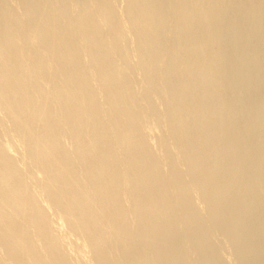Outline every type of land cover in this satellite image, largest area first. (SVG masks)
Wrapping results in <instances>:
<instances>
[{
  "label": "bare ground",
  "instance_id": "bare-ground-1",
  "mask_svg": "<svg viewBox=\"0 0 264 264\" xmlns=\"http://www.w3.org/2000/svg\"><path fill=\"white\" fill-rule=\"evenodd\" d=\"M113 1L0 0V125L8 122L10 128L3 132L14 133L23 148L17 163L10 154L12 146L0 142V264H72L49 226L48 209L78 236L81 251L88 254L87 264H224L221 253L226 248L233 251L234 259L231 253L230 257L236 264H260L264 242L257 243L264 241V199L258 193L261 188L250 182L251 173L244 172L249 164L243 152L247 145L242 141L243 148L232 141L236 147L217 146L222 134L230 133L221 126L229 118L225 111L231 109L221 95L229 84L220 91L228 72L223 76L216 50L224 35L223 23L217 35L223 34L214 35L221 8L227 7H220L219 0H201L188 8L189 4L174 0L181 3L176 5L177 17L184 15L179 24L175 18L168 21L167 10L158 11L165 0H125L122 19ZM242 7L239 10H247ZM258 14L253 22L263 18ZM164 27H169L168 37L164 36L175 37L179 44L177 52L168 48L178 53L176 58L163 49ZM242 29L237 30L245 38L246 31L258 34ZM128 37L133 39L132 46L125 42ZM228 39L233 38L224 40ZM239 39L234 40V60L240 49L237 44L244 38ZM247 50L245 58L254 52ZM255 51L256 60L261 57L263 63L261 50ZM242 56L237 59L244 61ZM237 70L236 75L242 71ZM137 75L142 77L140 84ZM254 83L250 84L259 81ZM246 90L237 92L242 97ZM158 127H164L166 134L158 139L164 152L161 163L145 136ZM237 154L243 156L232 163L229 155ZM173 155L183 163L182 171ZM27 169L39 173L33 179L42 182L39 194L46 206L32 192ZM241 170L245 174L239 175ZM258 173L251 178L258 179ZM194 196L202 210L194 205ZM215 234L223 237L222 243L218 244Z\"/></svg>",
  "mask_w": 264,
  "mask_h": 264
},
{
  "label": "rangeland",
  "instance_id": "rangeland-1",
  "mask_svg": "<svg viewBox=\"0 0 264 264\" xmlns=\"http://www.w3.org/2000/svg\"><path fill=\"white\" fill-rule=\"evenodd\" d=\"M122 1V2H121ZM160 2H162V1H164V0H159ZM158 1V2H159ZM172 1H173V3H172ZM177 1V0H176ZM175 1V3H174V0H165L164 2L165 3H167L166 5H165V3L162 5L161 3H160V7H158V11L160 10V9H162V10H160L159 12L160 13H162L161 11H163V10H167V11H164V13H165V15L167 16V18H168V21H170V23H171V21L172 20H174V18L177 20V22L179 23H181V21L183 22V19H184V15H181L179 18L177 17V7H176V5L178 6L179 4H181V3H179V4H177L178 2H181L182 1V3L183 2H185V4L187 3V5H188V8H192V7H194L198 2H200L201 0H178V2H176ZM221 3V5H220V7H222V5L223 6H225V7H227V8H224V7H222L221 8V14H220V18H218V22H217V24H218V27H217V29H216V31L214 32V35L216 36L217 35V33L219 32H221V26H225V27H223V29H222V32L224 33V35H222V36H224L223 38L224 39H227V38H233L234 39V37L236 38V36L238 37V34L237 33H240L241 32V30H237V29H241V28H243L244 29V31H246V30H249L250 29V27L251 28H254L255 26V29H250L251 30V32H255V31H257L256 32V34H257V36L255 35V33H252V34H254V35H251V34H248V32L246 31L245 32V34L244 35H246V38L245 37H243V33L241 32L240 33V35H239V37L238 38H240L239 39V41L241 40V39H243V40H241L239 43H240V45L239 44H237V47L238 48H240V49H238L239 51H238V53H235L234 54V58L237 56V58L238 57H241L242 56V53H244V59H242V60H244V61H239L241 58H239V60L237 59V58H235V60H236V62L237 63H235V62H233V56H231L232 55V53L233 52H236L237 50L235 49L234 50V48H236V44H234V43H236L238 40V38L237 39H228V40H224V39H222L221 37V34H223V33H221V34H219V35H217L218 37H220V39L222 40L221 42H220V48L219 47H217L216 48V50H217V53H220V55H221V60L219 59V62L217 61V63L218 64H220V63H222V64H220V68L221 69H223L222 71H223V76L224 75H226L227 74V72H228V75H226L225 77L226 78H228L229 79V82H227L228 81V79H227V81H225L226 80V78H224L225 80H221V83L223 84V86L221 85V89H220V91L221 90H224L225 89V87L226 88H228L229 90H224V91H226V92H222L221 93V95H223V99L225 98L226 99V104H227V109H229L230 107H231V109H229V111L227 110V111H225V117H226V113L228 112V113H230L229 114V118L227 119V117L224 119L225 121H222V123L224 124V125H222V123H221V126H222V128H223V130L225 129V131H227L226 133H231L232 135H230V133L229 134H222V138H225L226 136H228V137H226L228 140H230V141H228V140H225V139H222L221 137L219 138V140L217 141V142H219L218 144H217V146H220L221 148H226V146H227V149H230L229 147H231L232 148V146L231 145H234L235 147H236V145L238 146L239 144H236V143H242L243 144V142L242 141H244V144H246L245 146H244V144H243V152H244V156H245V154H247L245 157H246V160H247V163H249V164H247V166L248 167H246L245 168V173L246 174H248L249 175V173H251L250 175H249V179L251 180L250 182L251 183H253L254 182V184H255V186H258V187H256L259 191H258V193L259 194H261V196H263L262 198L264 199V191L262 190V189H264L263 187H264V185H263V183H264V159H263V157H264V138H263V136H264V113L262 114L261 112H264V79H262V81H261V79H260V77H263L264 78V61H263V63H262V58L260 57V56H262L263 57V59H264V50L263 49H261V48H264L263 46H264V43L262 42V40L264 41V39H262V38H264V0H262V4H261V2H258V0H253L254 2H252L251 0H241V1H244V2H240V0H230V2H229V4H228V2L227 1H224V0H219ZM237 1V2H236ZM246 1V2H245ZM247 1H248V3H249V1H251L250 3L252 4V11L250 10V5L249 4H247V5H249V6H247L246 4H244V3H247ZM260 1V0H259ZM116 2V3H115ZM124 2V3H123ZM227 2V3H226ZM231 2H233L234 4H232ZM239 2L241 3V4H243V5H245V6H243L242 7V5L241 4H239ZM113 5L115 6V9H116V11H117V13H118V16H120V18L122 19V10H123V8H124V4H126L125 3V0L123 1V0H114L113 2ZM169 3H171V5L169 4ZM193 3V4H195L194 6H193V4L191 5V4ZM223 3V4H222ZM225 3H226V5H225ZM238 4V6H237V4ZM254 3H256V5H257V11L255 10L256 9V5L254 4ZM260 3V4H259ZM168 4L170 5V7H172V8H170L169 6H168ZM175 5V6H174ZM227 5H229L230 7H229V10H228V6ZM234 5V6H233ZM239 5H241V7L243 8V9H247L245 12L241 9V10H239L241 7L239 6ZM261 5V6H260ZM162 6H163V8H162ZM165 6H167L166 8H168V9H166L165 8ZM232 6V7H231ZM260 6V7H259ZM263 6V7H262ZM233 7H235V9H236V12H234V8ZM239 7V8H238ZM249 7V8H248ZM255 7V8H254ZM232 8V9H231ZM238 8V9H237ZM260 8V9H259ZM262 8V9H261ZM223 9H226V11L224 10L223 11ZM231 9V10H230ZM249 9V10H248ZM173 11V12H171V11ZM233 10V11H232ZM238 10V11H237ZM253 10H255L256 11V13L255 12H253ZM259 10H261V11H259ZM168 11H170L171 13H172V17H173V19H170L169 18V14H171L170 12H169V14L167 15L166 14V12L168 13ZM227 11L229 12V13H227ZM239 11H240V13H242V14H245L247 11V13L245 14V16H243L242 14H240V15H238V13H239ZM242 11V12H241ZM250 11V12H249ZM176 12V13H175ZM222 12H225L224 14L222 13ZM231 12L232 13H234L233 15L231 14ZM244 12V13H243ZM257 12H259V14L257 13ZM248 13H249V15H248ZM253 14V16L255 17L257 14L259 15V16H261V17H263L262 19H261V17H259L261 20L259 21V19H258V17H256V19L258 20H256V23H257V25H255V20H254V22L252 21V19H254V17H252V14ZM260 13H262V14H260ZM174 14H176V16L174 17L173 15ZM226 14V15H225ZM231 15V16H228V15ZM234 16V17H233ZM236 16V17H235ZM243 16V17H242ZM249 16V17H248ZM225 17H226V21L227 22H225L224 21V19H225ZM228 17H233L231 20H233V21H231ZM241 17L242 18H244L245 17V21H247L246 23H244L245 21H242V19H241ZM251 17V18H250ZM180 18H182V20L180 19ZM221 18H223V20L222 21H220L221 20ZM236 18V19H235ZM238 18H239V20L241 21V22H239V23H237V21H239L238 20ZM170 19V20H169ZM236 21H235V20ZM250 19V20H249ZM179 20V21H178ZM181 20V21H180ZM231 23H230V22ZM248 21L251 23V21L253 22V23H248ZM224 22H225V24H224ZM236 22V23H235ZM262 23V24H260V23ZM177 23V24H178ZM179 23V24H180ZM222 23H223V25H222ZM232 23H235V24H233V25H231ZM196 24H199L198 22L197 23H194V25H196ZM229 24V25H228ZM242 24H244V26L242 25ZM247 24V25H246ZM250 24V25H249ZM252 24H254V27H253V25ZM221 25V26H220ZM229 26L230 27V31L229 32H227L226 33V31H228L229 30V27H226V26ZM235 25H237V27H234ZM240 26H243V27H240ZM259 26V27H258ZM198 28V25H196L195 27H193V29L194 30H197V28ZM233 27V28H232ZM239 27V28H238ZM247 27V28H246ZM258 27V28H257ZM166 28V29H165ZM220 28V29H219ZM226 28H228V29H226ZM234 28H236V30L238 31H236ZM249 28V29H248ZM162 29H165L166 30V34L164 33H161V36H162V38H163V36L165 35V36H167V31H168V29H169V27L167 28V27H164V28H162ZM218 29L220 30V31H218ZM243 29H242V31H243ZM258 29V30H257ZM165 30H163V32H165ZM236 31V33H235V31ZM249 30V31H250ZM225 31V32H224ZM243 31V32H244ZM233 32L235 33L234 35H233ZM232 34V35H229V36H227L226 34ZM262 33V34H261ZM248 35H250L249 37H248ZM164 36V41L162 40V45H163V49L166 51L168 48L170 49H173L172 51H174L175 50V52H177V48L179 47V44L176 42V39H175V37H173L172 36V38L171 37H169V38H167V37H165ZM253 36H255L256 37V39H257V41L255 42L254 40H256ZM259 36V37H258ZM263 36V37H262ZM227 37V38H226ZM242 37V38H241ZM249 38V40H248V38ZM258 37V38H257ZM260 37H262V38H260ZM166 38V39H165ZM171 38V39H170ZM253 38H254V40H253ZM168 39H170V40H168ZM245 39H247V40H245ZM253 40V42H251V43H249V41L250 40ZM260 39V40H259ZM262 39V40H261ZM130 40H131V42L133 43V39H131V37H128L127 38V40L125 41L126 42V44H128V45H131V44H129V43H131L130 42ZM165 40H167V43L165 42ZM174 40H175V42H174ZM244 40L246 41V42H244ZM169 41V42H168ZM170 41H171V43H170ZM224 41H228V43H226L225 45H224ZM229 41H231L230 42V44H231V47L233 48V46H234V48L232 49V52L230 53H228V51L229 50H231V47H227L228 46V44H229ZM234 41V42H233ZM128 42V43H127ZM165 42V43H164ZM223 42V43H222ZM243 42H244V44H243ZM255 42V48H253L254 49V52H257V51H255V50H257V48H259L261 51L260 52H262V54L261 53H259V59H257L256 60V57H257V54H258V52H259V50H258V52L257 53H254V52H251V53H248V55L247 56H249L250 54L252 55H250L251 57H248V59H246L247 58V56H246V58H245V54H247V52H249L247 49H249L250 51H253V49H252V47H254V44H252V43H254ZM221 43H222V45H221ZM238 43V42H237ZM245 43H247V44H245ZM249 43V44H248ZM166 44V45H165ZM177 44V45H176ZM229 44V45H230ZM232 44H234V45H232ZM241 44H243V45H241ZM250 44H252V46H250ZM262 44V45H261ZM239 45V46H238ZM244 45H245V47H244ZM247 45V46H246ZM249 45V46H248ZM132 46V45H131ZM164 46L166 47V49L164 48ZM221 46H224V48H226V49H224L223 47H221ZM226 46V47H225ZM246 48V53H245V49L243 48ZM259 46V47H258ZM176 47V49H174V48ZM248 47V48H247ZM250 47V48H249ZM222 48L225 50V53H224V51L222 50ZM167 50L168 52H169V55L170 54H174V56H175V58L177 57V55H178V53H176V55H175V53L174 52H172L171 50ZM222 51H221V50ZM243 51H242V50ZM263 50V51H262ZM167 51H166V53H167ZM170 52H172V53H170ZM227 52V53H226ZM242 52V53H241ZM223 53V54H222ZM253 53V54H252ZM226 54H230L229 56H230V58H228L229 56L228 55H226ZM241 54V55H240ZM172 55H170V57H172ZM224 55V56H223ZM225 55H226V57H225ZM240 55V56H239ZM256 57H255V56ZM173 56V57H174ZM172 57V58H173ZM224 58H227L228 59V61H227V59H225V60H223L222 61V59H224ZM252 58L253 60H254V62H253V60L250 59ZM234 60V61H235ZM260 60H261V63H259L260 62ZM222 61V62H221ZM226 62V64H227V62H228V64H227V68H228V71L227 70H224L225 69V67H226V65L224 64L225 62ZM245 61H247V63L245 62ZM252 61V62H251ZM256 61H257V63L260 65H258L257 63H256ZM224 62V63H223ZM230 62H232L233 64H234V66H235V64H236V68L234 67V66H232L231 65V68L229 67V65H230ZM238 64H241V65H239L238 66ZM254 64V65H253ZM221 65L223 66V67H221ZM263 67H262V66ZM238 66V67H237ZM232 67H233V69L234 70H232ZM241 67V68H240ZM248 67H250V69L248 68ZM254 67V68H253ZM258 69H257V68ZM226 68V69H227ZM237 69H241L242 71H241V73L240 72H238L237 73V75L235 74L236 72L235 71H238ZM255 70V71H253V72H251V71H249V70ZM232 70V71H231ZM244 70H246V73L244 72ZM249 72H248V71ZM260 70V71H259ZM226 71V72H225ZM233 72V75H234V77L236 78V80H233L234 79V77H233V79H232V77L231 76H233V75H231L230 73H232ZM251 72V73H250ZM247 73H248V75H249V73H250V75L249 76H247ZM253 73V74H252ZM246 74V75H245ZM253 75V77H252V75ZM262 74V75H261ZM242 75V76H241ZM243 75H245V76H243ZM246 76L248 77V78H246ZM252 80H254V81H250L251 79ZM255 77V78H254ZM242 80H241V79ZM258 78V80H255V79H257ZM136 79H137V82L140 84V82H141V80H142V77L141 76H139V75H137L136 76ZM241 81H240V80ZM243 79H246V80H248V79H250L249 80V82L248 81H246V80H243ZM260 79V80H259ZM238 80L240 81V83L238 84ZM223 81V82H222ZM231 81H233L235 84H238V85H234ZM244 81V82H243ZM259 81V86L258 85H256L255 83L256 82H258ZM230 82H231V84H230ZM237 82V83H236ZM246 82V83H245ZM252 82V84L254 83L255 85H251L250 83ZM245 83L246 84V87L245 86H243V84ZM262 83V85H260ZM225 84L227 85V84H229V85H231V86H229V85H227V86H225ZM249 84V85H248ZM242 86V87H240V86ZM247 85H248V88H247ZM250 85L252 86V88L250 87ZM233 86H235V87H233ZM253 86H255V88L253 87ZM222 87H224V89L222 88ZM231 87H233V89L231 88ZM245 87V89L244 90H246V88L247 89H249V88H251L249 91L248 90H246L247 92H246V94H245V92H244V95H243V93L241 94V95H243L242 97L240 96V93L241 92H243L244 90H243V88ZM239 89V91H241V92H237V90ZM236 89V90H235ZM243 90V91H242ZM228 91V92H227ZM256 91V92H255ZM234 92H236V93H234ZM223 93H225V94H227L228 95V93H229V95L227 96V95H225V94H223ZM233 95V96H231V97H229L231 94ZM239 95H238V94ZM248 94V95H247ZM236 95V96H235ZM246 95V96H245ZM237 96H239L240 98H238ZM249 96V97H248ZM250 96H251V99H248V98H250ZM254 96V97H253ZM233 98V99H235L234 97H237L236 99H235V101H239L238 102V104H237V102H235L234 100H232L231 99V101L229 100V98ZM243 97H245V101L243 102V101H241V100H243L244 98ZM257 98V99H256ZM224 99V100H225ZM241 99V100H240ZM253 99V100H252ZM227 100H228V102H227ZM246 100L248 101V102H246ZM233 101V102H232ZM251 101H254V102H251ZM256 101V102H255ZM257 101H259V102H257ZM231 102V103H230ZM240 102L241 103H243V107H244V109H243V111H240V110H242V105L240 104ZM234 103H236V104H234ZM244 103H248L247 105L246 104H244ZM258 103V105H256ZM229 104H231V105H229ZM234 104V105H233ZM236 105V106H235ZM239 107H238V106ZM233 106H235L236 108L238 107V109L236 110V108H233ZM246 106V107H245ZM253 106V107H252ZM257 106H259V107H257ZM158 107H160L161 108V106L159 105ZM256 108H260L259 110L258 109H256ZM159 108H157V110H158ZM162 109V108H161ZM252 109V110H251ZM254 109L256 110V111H254ZM159 111V110H158ZM233 111V112H232ZM240 113H239V112ZM252 111V112H251ZM236 112H238V113H236ZM242 112H243V116H242ZM249 113V114H248ZM260 113V114H259ZM235 114H237L236 116H238V119H237V117H234V115ZM255 114V116H253ZM262 114V115H261ZM246 115H248V116H246ZM250 115V116H249ZM241 116V117H240ZM258 117V118H255V117ZM3 117V115H2V113L0 112V118H2ZM230 117H232V119H230ZM235 118V119H234ZM240 118V119H239ZM245 118H246V120H245ZM255 118V119H254ZM227 120H229L228 122H227ZM234 120V121H233ZM243 120H245L244 122H243ZM224 122H227V123H224ZM241 122H243L242 124H241ZM246 122V123H245ZM250 124H249V123ZM262 122V123H261ZM259 123V124H258ZM243 125H245V126H243ZM255 125V126H254ZM230 127V128H225V127ZM240 126V127H239ZM246 126L248 127V128H246ZM261 126V127H260ZM9 128H10V126H9V124H8V122H6V121H3L2 123H1V125H0V142L1 143H7V144H9V145H11L12 146V150H11V152H10V154H11V156L13 157V158H16L15 160H16V162L17 163H19V159H18V157H19V154L22 152V150H23V148H22V146H21V144H19L18 143V141H17V137H16V135L14 134V133H12V132H8V133H4L3 131L4 130H9ZM231 128H232V130H231ZM234 128V129H233ZM241 128H243V130L241 129ZM254 128V129H253ZM256 128V129H255ZM260 128V129H259ZM259 129V130H258ZM222 130V129H221ZM244 130H245V133H244ZM247 130V131H246ZM238 131V132H237ZM242 131V132H241ZM224 132V131H223ZM247 132V133H246ZM251 132V133H250ZM255 132V133H254ZM260 132H261V134H260ZM225 133V132H224ZM236 133V134H235ZM243 133V134H242ZM252 133H254V134H252ZM257 133H258V135H257ZM248 136V137H244V140H243V136ZM247 134V135H246ZM165 129H164V127H158L156 130H154V131H152V132H149V133H147L145 136H146V138H147V141H148V146L151 148V150L153 151V153H154V155L156 156V158L158 159V161H160V163L161 162H163V157H164V152H163V150L161 149V147H160V145H159V142H158V139H159V137L161 136H164L165 137ZM229 135H230V138H229ZM253 135V136H252ZM223 136H225V137H223ZM232 136V137H231ZM235 137V139L236 140H233L234 139V137ZM238 136V137H237ZM251 136V137H250ZM258 136H259V138H258ZM233 138V139H232ZM238 138V139H237ZM240 138H242V140L240 139ZM250 138V139H249ZM262 138H263V140H262ZM224 140L223 142L225 143L226 141H228L227 143L228 144H230V146H228L227 145V143H223L222 142V140ZM240 139V140H239ZM252 139V140H251ZM258 139H260V140H258ZM240 142H239V141ZM232 141H234L235 142V144H233V143H230V142H232ZM236 141H238V142H236ZM252 142H254V144L252 143ZM260 142V143H259ZM220 143H222V144H224V145H220ZM257 143V144H256ZM226 145V146H225ZM263 145V146H262ZM223 146V147H222ZM225 146V147H224ZM252 149H251V148ZM234 148V147H233ZM226 149V150H227ZM245 150V151H244ZM247 150V151H246ZM252 150V151H251ZM249 151L251 152L250 154H248L249 153ZM254 152H256V153H254ZM254 154H255V157H254ZM258 154V155H257ZM260 154V155H259ZM239 154H237V155H229L232 159L231 160H233V159H236V157H238V159L239 158H242L241 156H243V155H241L240 154V157L238 156ZM248 155H249V157L250 158H248L247 159V157H248ZM18 156V157H17ZM229 156H226V158L225 159H229L228 161H231L230 160V157ZM234 156V157H233ZM259 156V157H258ZM263 156V157H262ZM245 157H243V158H245ZM254 157V158H253ZM260 157H261V159H260ZM173 159H174V162H175V164H176V166L178 167V169H180L181 171L184 169V166H183V163L181 162V160L180 159H177L176 157H174V155H173ZM238 159H236V160H238ZM252 159V160H251ZM259 159V160H258ZM263 159V160H262ZM236 160H233V162L232 163H234ZM249 160V161H248ZM259 161V162H258ZM258 162V163H257ZM263 162V163H262ZM250 163H252V164H250ZM250 165H251V167H250ZM254 165V166H253ZM256 165V166H255ZM260 165V167H257V166H259ZM253 166V167H252ZM251 168H253V170H251ZM247 169V170H246ZM257 169V170H256ZM162 170L163 171H166L167 170V168L164 166V165H162ZM248 170H250V171H248ZM243 170H241V171H239L238 173H239V175H242V174H245L244 172H242ZM257 171V172H256ZM261 173H260V172ZM249 172V173H248ZM254 172V173H253ZM260 173V176H257L258 177V179L257 178H255V179H253L255 176L254 175H256L257 173ZM242 173V174H241ZM258 173V174H259ZM25 174H26V176L28 177V178H30L31 179V181H30V186H31V189H32V192L34 193V195L38 198V201H39V203H41L40 205H42V206H46V203L43 201L44 200V196L43 195H40L39 194V192H40V187H41V181L40 180H35V179H33V177L35 176V177H37V176H40L39 175V173H37L36 171H34L33 169H27L26 171H25ZM254 174V175H253ZM262 174V175H261ZM254 176V177H253ZM34 177V178H35ZM251 177H253V178H251ZM259 177H261V178H259ZM184 180L187 182L188 181V178L187 177H184ZM261 180V181H260ZM261 182V183H260ZM259 185H258V184ZM257 184V185H256ZM262 186V187H261ZM261 190H262V192H261ZM261 192V193H260ZM193 203H194V205L196 206V208H200V209H198V210H202V204L199 202V201H197L196 199H195V196L193 197ZM45 204V205H44ZM203 211H204V208H203ZM202 211V212H203ZM264 214V213H263ZM47 216H48V222H49V226H50V228H52V230H53V234L55 235V236H57V237H59L60 239H61V242H62V246H63V249H64V251L66 252V254H67V256L69 257V259H70V261H71V263L72 264H87L86 262H84L85 261V258L88 256V254H84V252H82L81 251V246H80V244H81V241L78 239V236L75 234V233H73L72 231H71V229H70V226L63 220V219H61L56 213H54L52 210H47ZM262 216H264V215H262ZM261 223H264L263 221H264V217H261ZM215 239L216 238H218L219 240V242H218V244L219 243H222L223 242V237L222 236H219L218 234H215ZM218 236V237H217ZM221 237V238H220ZM221 241V242H220ZM216 242V241H215ZM216 242V243H217ZM263 240H262V242L261 241H258V243H257V246H259L260 245V243H262L263 244ZM226 249H228V248H226ZM226 249H224L223 251H222V255L221 256H223L224 254H225V256L222 258V261L224 260L225 262H223L224 264H226L227 262H229V263H227V264H231V261L234 259V256H233V251L231 250H229L228 249V251H226ZM225 251V252H224ZM224 252V253H223ZM230 253H231V256H233V259L231 260V257H230ZM228 257V259H226L225 260V258H227ZM229 257H230V259H229ZM231 260V261H230ZM235 260H233L232 262H234ZM236 262V261H235ZM234 262V264H236ZM260 264H264V260H263V262L261 261L260 262Z\"/></svg>",
  "mask_w": 264,
  "mask_h": 264
}]
</instances>
